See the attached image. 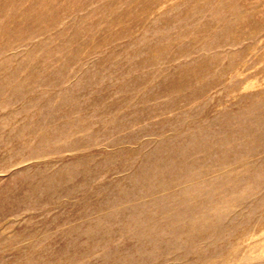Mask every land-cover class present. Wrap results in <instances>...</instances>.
<instances>
[{
	"label": "rangeland",
	"instance_id": "rangeland-1",
	"mask_svg": "<svg viewBox=\"0 0 264 264\" xmlns=\"http://www.w3.org/2000/svg\"><path fill=\"white\" fill-rule=\"evenodd\" d=\"M0 264H264V0H0Z\"/></svg>",
	"mask_w": 264,
	"mask_h": 264
}]
</instances>
